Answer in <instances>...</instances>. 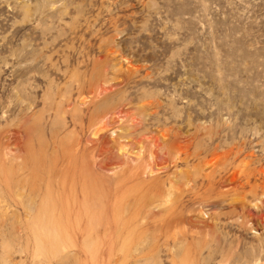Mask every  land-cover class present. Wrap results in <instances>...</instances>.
Here are the masks:
<instances>
[{"label": "rangeland", "instance_id": "374dc122", "mask_svg": "<svg viewBox=\"0 0 264 264\" xmlns=\"http://www.w3.org/2000/svg\"><path fill=\"white\" fill-rule=\"evenodd\" d=\"M3 151L0 264H264V0H0Z\"/></svg>", "mask_w": 264, "mask_h": 264}, {"label": "bare ground", "instance_id": "6f19581e", "mask_svg": "<svg viewBox=\"0 0 264 264\" xmlns=\"http://www.w3.org/2000/svg\"><path fill=\"white\" fill-rule=\"evenodd\" d=\"M99 121L100 120H98V123H99ZM95 122V121H94ZM103 121H101V123H102ZM100 123V124H101ZM96 124H97V122H96ZM102 126V125H101ZM104 127V126H103ZM93 129H95V128H92L91 129V131L93 130ZM101 130H103L102 128H98L97 127V129H96V131H94V132H90V136H92L93 137V140L94 139H97L96 137L98 136V132H100ZM102 132V131H101ZM70 138V137H69ZM43 147V146H42ZM59 147H60V151H62V156H61V158H59L57 161H58V163L57 164H59V163H61L62 165L63 164H67L68 166H70L71 165V163H72V161H73V159L77 156L76 154L79 152V151H81V142H79V141H77V140H74V138H70V139H68V140H65V141H63L62 143H61V145L59 144ZM42 150V149H41ZM46 150V149H45ZM27 151H30V149L29 150H27ZM34 151V150H33ZM118 151H120V152H125V148H124V145H121V144H119V149H118ZM41 153H43V152H41ZM45 153H46V151H45ZM45 153H43V154H45ZM42 154V155H43ZM11 154H10V152H7V151H3V157H4V159H2L3 161H2V164H0V166H3L2 168H7V163H8V165L9 164H11L13 161H16L17 160V157H14L12 160H11V156H10ZM33 155L34 154H32V158H33ZM29 156H30V153H29ZM47 156V155H46ZM11 157V158H10ZM40 157H41V155H40ZM57 157V156H56ZM28 158H30V157H28ZM44 158V157H43ZM42 158V159H43ZM47 158H48V156H47ZM31 159V158H30ZM41 159V160H42ZM34 161H35V159H33ZM45 160V159H44ZM47 160V159H46ZM30 161H32V159L30 160ZM49 161V160H48ZM52 161V160H51ZM55 161V160H54ZM47 162V161H46ZM31 163V162H30ZM33 163H35V162H33ZM43 163V162H42ZM48 163H50V162H48ZM41 164V163H40ZM44 164L45 163H43V166H44ZM12 165V164H11ZM56 165V164H55ZM60 165V164H59ZM13 166V165H12ZM27 166H29V163H28V165ZM18 167V166H17ZM25 167V166H24ZM24 167H22V169L24 168ZM36 168H37V166H35ZM14 168V167H13ZM20 168V167H19ZM28 168V167H27ZM11 169V168H10ZM15 169V168H14ZM14 169H12V170H14ZM21 169V170H22ZM55 169H57V168H55ZM15 170H20V169H15ZM15 170L13 171V173H15ZM43 170V169H42ZM45 170V169H44ZM67 170H68V168H67ZM69 170H71V169H69ZM75 170V169H74ZM58 171V170H57ZM63 171V170H62ZM7 172H11V171H9L8 169H7ZM18 172H20V171H18ZM17 172V174L18 175H20L19 173ZM22 172V171H21ZM26 172V171H25ZM28 172V171H27ZM30 172V171H29ZM36 172V171H35ZM69 172V171H68ZM75 172V171H74ZM73 172V173H74ZM151 172H153L152 171V169L151 168H148V171H147V174H151ZM31 173V172H30ZM37 173V172H36ZM44 173V172H43ZM61 173V172H60ZM59 173V174H60ZM23 174V173H22ZM27 174V173H26ZM38 174V173H37ZM53 174H55L54 172H53ZM65 174V173H64ZM14 175V174H13ZM24 175V174H23ZM61 175V174H60ZM71 175V174H70ZM21 176V175H20ZM26 176V175H25ZM59 176V175H58ZM18 177V176H17ZM41 177H42V175H41ZM60 177L61 176H59V179H60ZM66 177V176H65ZM62 178V177H61ZM70 178V177H69ZM30 179V178H29ZM39 179V178H38ZM41 179V178H40ZM42 179H43V177H42ZM41 179V181L43 182V180ZM58 179V180H59ZM75 179V178H74ZM80 179V178H79ZM78 179V180H79ZM13 180V179H12ZM51 180V179H50ZM63 180V179H62ZM64 180H65V178H64ZM63 180V181H64ZM71 180H73V179H71ZM76 180V179H75ZM27 181H29V180H27ZM31 181V180H30ZM35 181H38V180H36L35 179ZM55 181V183H57V181L56 180H54ZM54 181H52V182H54ZM61 181V180H60ZM59 181V182H60ZM68 181V180H67ZM74 181V180H73ZM77 181V180H76ZM62 182V181H61ZM61 182H60V184H61ZM65 182V181H64ZM72 182V181H71ZM20 183V182H19ZM27 182L25 181L23 184H26ZM50 184H51V182H49ZM55 183H53V184H55ZM69 183V182H68ZM72 183H74V182H72ZM77 183V182H76ZM13 184V183H12ZM18 184V183H17ZM22 184V185H23ZM33 184H35V183H33ZM37 184V183H36ZM63 184V183H62ZM75 184V183H74ZM90 184V183H89ZM41 185V184H40ZM68 185V184H67ZM79 185V184H78ZM26 186V185H25ZM25 186H22V187H25ZM27 186H28V184H27ZM42 186V185H41ZM40 186V187H41ZM62 186V185H61ZM64 186H66V183H65V185ZM12 187H13V185H12ZM20 187V186H19ZM39 187V188H40ZM57 187V186H56ZM74 187V186H73ZM75 187H76V185H75ZM81 187V186H80ZM86 187V186H85ZM18 188V187H17ZM26 188V187H25ZM28 188V187H27ZM26 188V189H27ZM39 188H38V190H39ZM68 188L70 189V187L68 186ZM82 188V190H87L86 188H84V186H82L81 187ZM9 189V188H8ZM14 189V188H13ZM19 189V188H18ZM23 189V188H22ZM25 189V190H26ZM34 189H35V187H34ZM57 189H59V188H57ZM92 189V188H91ZM20 190V189H19ZM25 190H23V191H25ZM41 190V189H40ZM64 190V188L62 189V191ZM73 190H75V189H73ZM81 190V189H80ZM81 190V191H82ZM22 191V190H21ZM30 191V190H29ZM55 191V190H54ZM53 191V192H54ZM59 192V191H58ZM58 192H57V195H58ZM64 193L66 192V191H63ZM91 192V191H90ZM14 193H18L17 191H15ZM27 193V192H26ZM39 193V192H38ZM37 193V194H38ZM61 193V192H60ZM60 193H59V195H60ZM69 193H70V190H69ZM9 194H10V190H9ZM23 194V193H22ZM49 194V193H48ZM92 194V193H91ZM1 195V194H0ZM34 195H36V194H34ZM53 195V194H52ZM56 195V194H55ZM69 195H71V194H69ZM15 196H18L19 198L21 197V195H18V194H13V195H11V200L15 197ZM23 196V195H22ZM37 196V195H36ZM45 196V195H44ZM64 196V195H63ZM66 196V195H65ZM71 196H75V198H76V195H71ZM58 197V196H57ZM56 197V198H57ZM61 197V196H60ZM67 197V196H66ZM70 197V196H69ZM34 198V197H33ZM71 198V197H70ZM84 198V197H83ZM20 199H22V198H20ZM27 199V198H26ZM31 199H32V197H31ZM44 199H46V197L44 198ZM55 199V198H54ZM15 200V199H14ZM34 200V199H33ZM59 200V199H58ZM64 200V199H63ZM157 200V198L156 199H154V201H156ZM165 200V199H164ZM2 201H4L3 199H2V196H0V202H2ZM16 201V200H15ZM28 201V200H27ZM26 201V202H27ZM47 201V200H46ZM45 201V202H46ZM65 201V200H64ZM69 201V200H68ZM70 201H72V203H73V200H70ZM91 201V200H90ZM154 201H152V200H150V202H149V204L146 206H143V207H141V208H143V210L147 207V208H149L150 206H152L153 204L155 205V202ZM18 202V201H17ZM31 202V201H30ZM56 202H57V200H56ZM55 202V204H57ZM59 202V201H58ZM76 202V199H75V201H74V203ZM28 203V202H27ZM44 203V202H43ZM47 203V202H46ZM61 203H63L62 202V200H61ZM73 203V204H74ZM18 204H21V206L22 205H27V204H23V202L21 203H18ZM31 204V203H30ZM59 204V203H58ZM85 204V203H84ZM0 205H1V203H0ZM68 205H69V203H68ZM72 205V204H71ZM75 205V204H74ZM79 205V204H78ZM153 205V206H154ZM24 206V207H25ZM28 206V205H27ZM31 206V205H30ZM33 206V205H32ZM31 206V207H32ZM52 206H55L54 204H52L51 205V207ZM63 206V205H62ZM76 206V205H75ZM82 206V205H81ZM80 206V207H81ZM84 207H86V205L84 206ZM159 207V206H158ZM28 208H29V206H28ZM33 208V207H32ZM59 208V207H58ZM62 208V207H61ZM76 208V207H75ZM79 208V207H78ZM89 208H91L92 209V207H89ZM151 208V207H150ZM24 209H26V208H24ZM40 209V208H39ZM42 209V208H41ZM54 209H56L57 211H58V209H57V207L55 206L54 207ZM65 209H67V207H65ZM82 209H84V208H82ZM86 209V208H85ZM84 209V210H85ZM51 210H53V207L51 208ZM56 210H55V212H56ZM83 210V211H84ZM141 210V209H140ZM54 211V210H53ZM69 211H70V209H69ZM68 211V212H69ZM74 211V210H73ZM86 211V210H85ZM84 211V212H85ZM137 211V210H136ZM135 211V212H136ZM138 211H139V209H138ZM26 212V211H25ZM83 212V213H84ZM90 212V211H89ZM141 212V211H140ZM140 212H139V214H138V217H140V219L139 220H137V222H136V225L138 226V228H139V230L141 229L142 231H143V229H145V219L146 218H142L141 216H140ZM33 213H34V211H33ZM49 213H51V212H49ZM63 213V212H62ZM65 213L67 214V212L65 211ZM88 213V212H87ZM86 212H85V214H87ZM28 217L30 216L29 215V210H28ZM31 214V213H30ZM40 214V213H39ZM54 214V212L51 214V215H53ZM56 214V213H55ZM65 214V215H66ZM77 214H78V212H77ZM84 214V215H85ZM135 214V213H134ZM38 215V214H37ZM59 214H57V216H58ZM64 215V216H65ZM119 215V214H118ZM142 215H143V213H142ZM74 216V215H73ZM76 216V215H75ZM78 216V215H77ZM121 216V215H120ZM133 216V213H132V215H131V217ZM30 217H33V216H30ZM45 217V216H44ZM49 217H51V216H49ZM53 217H55V216H53ZM84 217V216H83ZM82 217V218H83ZM88 217V216H87ZM37 218H39V217H37ZM70 218V217H69ZM79 219H81L80 217H78ZM86 218V217H85ZM120 218V217H119ZM134 218V217H133ZM29 219V218H28ZM35 219V218H34ZM45 218H43L42 220H44ZM62 219H63V217H62ZM62 219L61 220H57V218H56V221H54V219H53V221H54V224H51L50 222H52V221H50V220H48V221H45V222H42V224H39L40 226H38L37 224H35V225H37V227H39V228H37V230H40V232H42L43 234L46 232V231H48L49 229H48V227L50 226L51 227V229H52V231L50 230V231H48L46 234L47 235H49L50 236V238H49V242H45V241H40V243L43 245V244H45V245H48V246H50V247H60V248H64V246H65V244H69V245H74L75 244V242H74V240L73 239H70L71 238V236H70V233H72V229H73V227H72V225L70 224V222H69V220H68V214H67V216H65L64 217V219H65V223H64V221L62 222ZM63 219V220H64ZM71 219V218H70ZM91 219V218H90ZM118 219V218H117ZM116 219V220H117ZM129 219H132V218H129ZM128 219V220H129ZM137 219V218H136ZM41 220V221H42ZM47 220V219H46ZM76 221H77V219H75ZM86 220H88V219H86ZM126 220V219H125ZM125 220H122V221H125ZM132 220H134V219H132ZM33 221V220H32ZM94 221V220H93ZM130 221V220H129ZM49 222V223H48ZM38 223H39V221H38ZM53 223V222H52ZM60 223V224H59ZM62 223V224H61ZM71 223H72V221H71ZM75 223H78V222H75ZM82 223V222H81ZM117 223V228H116V230H118L119 231V229L121 228V230L123 229V227H124V224L123 223H120V221H117L116 222ZM132 223V222H131ZM32 224H34V223H32ZM123 224V225H122ZM133 224H135V223H133ZM54 225V226H53ZM78 225V224H77ZM94 225V224H93ZM28 226V225H27ZM74 226H75V224H74ZM79 226V225H78ZM123 226V227H122ZM126 226V225H125ZM35 227V226H34ZM34 227H33V229H31V230H33L34 231ZM76 227V226H75ZM91 227H92V224H91ZM127 227H128V225H127ZM28 228V227H27ZM31 228V227H30ZM30 228H28V229H30ZM78 228V227H77ZM95 228V227H94ZM94 228L92 227L90 230H88V228H87V231H88V233H86L84 236V238L85 239H83L84 241H83V246H85L86 244H92L93 243V241L90 239L91 237H92V233H93V230H94ZM125 228V227H124ZM129 228H130V225H129ZM120 230V231H121ZM125 230V229H124ZM127 230H129V229H127ZM137 230V229H136ZM35 232H37V231H35ZM127 232V231H126ZM123 233V232H122ZM95 234H96V232H95ZM130 235V232H128L127 233V237ZM46 236V235H45ZM60 236H62L63 238L62 239H60ZM94 236V235H93ZM120 236V235H119ZM117 237H118V235H117ZM119 239V238H118ZM132 239H133V241H134V243H133V246L134 247H137V246H141L143 243H145V239H142V235H140V234H138L136 237H132ZM70 240V241H69ZM123 244H129V242H125V243H123ZM89 246V245H88ZM142 247V246H141ZM85 248V247H84Z\"/></svg>", "mask_w": 264, "mask_h": 264}]
</instances>
